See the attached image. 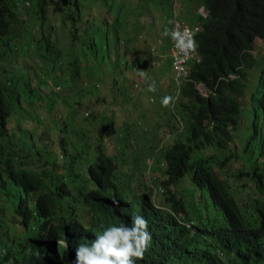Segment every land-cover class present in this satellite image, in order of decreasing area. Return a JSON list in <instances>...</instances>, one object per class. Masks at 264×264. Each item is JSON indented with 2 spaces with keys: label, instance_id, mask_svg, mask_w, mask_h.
<instances>
[{
  "label": "trees",
  "instance_id": "16d2710c",
  "mask_svg": "<svg viewBox=\"0 0 264 264\" xmlns=\"http://www.w3.org/2000/svg\"><path fill=\"white\" fill-rule=\"evenodd\" d=\"M9 1L11 0H0L1 34L10 33L9 20L17 19V9H12ZM32 1L33 9L43 27L48 20L49 0ZM71 1L64 0L65 8L58 4L57 10L67 9ZM199 1L208 10L207 18L202 20L203 31L197 39L201 61H193L190 73L193 81L182 84L176 111H167L170 116L177 114L183 126L182 131L170 116L164 125L167 133L177 134L175 142L166 148L164 154L167 179L161 186L165 191L157 194L165 197L167 208H159L161 213L157 212L153 200L154 191L149 189L140 192L138 181L133 183L134 189L125 186L127 175L120 165L124 160V152L119 150L123 144L119 147L114 144L111 149L106 146L107 142H113L106 139L115 133V122L105 121L99 126L94 121L98 125L97 134L94 136L89 130L83 136V148L87 153L86 166L75 169L69 183L63 180L59 184L63 192L59 199H41L38 202L39 214L44 219L48 218L46 233L42 234L45 228L40 229L37 223L29 224V232L24 233L25 238L12 241L11 236L2 238L8 227L0 226V264L4 263L5 255L8 264H67L71 252L63 245H56L52 235L65 232L59 213L63 205L70 206L67 210L68 223H75L78 217L80 225L90 224L102 232L113 225H130L133 215H147L151 222L149 231H154L149 252L161 246L165 235H170V241L168 247L157 252L153 260L142 264H175L178 260L187 258L193 259L195 264H202L201 253L202 257L206 253L204 250L195 251L198 233H193L192 228L180 225L177 221V216H189V213L184 198L173 191L171 185H177L184 176H188L195 185L202 188L201 195L210 197L223 214V221L219 223L216 218L210 231H219L215 238L225 260L211 250H206L215 263L264 264V173L261 172L247 186L251 191L247 193V198H241V202L237 197L238 192L214 169L215 163L219 164L223 159L235 156V153L231 151L225 158L199 154L211 146L225 149L240 132L241 120L244 118L240 96L246 89V69L259 67V60L255 55V37L259 36L264 41V0ZM64 15L71 19L72 10L68 9ZM195 17L193 21L199 20L201 16L198 14ZM231 74L236 77L230 78ZM197 82H203L209 89L207 96L196 88ZM172 84L175 86L174 76ZM168 95L173 97L172 90ZM164 96L167 95L158 92L154 97L160 101L158 108L161 110L165 109L161 103ZM17 100L18 93L7 96L0 89V135L7 132V118L13 112ZM253 105L254 127L246 141L245 152L252 147L254 152L257 151L253 140L258 136L256 127L259 112L264 114V65L259 70L257 90L252 96ZM247 112L250 113L251 109ZM261 144L263 145L256 156L248 160L252 171H264V166L260 164L264 161V158H260L264 155V142ZM14 150L0 142V186L7 180L20 193H26L33 187L44 185L43 178L28 170V167H15L12 164L9 153L14 155ZM40 155L43 156L42 153ZM223 163L224 161L220 163V167ZM157 168L160 169L159 164ZM157 168L154 167L151 173L155 174ZM48 174L54 182V173L48 170ZM126 189L128 195L132 196L129 200L125 196ZM0 193L8 197L15 196L1 187ZM14 211L22 219V223H28L29 218L24 208L15 207ZM4 215L6 214L0 212V224L9 223V219L2 217Z\"/></svg>",
  "mask_w": 264,
  "mask_h": 264
},
{
  "label": "rangeland",
  "instance_id": "374dc122",
  "mask_svg": "<svg viewBox=\"0 0 264 264\" xmlns=\"http://www.w3.org/2000/svg\"><path fill=\"white\" fill-rule=\"evenodd\" d=\"M14 1L17 0L10 1V7L12 9L17 7ZM24 1L25 0H18L19 21L13 27L14 36L9 41V45L2 46L3 42L0 40V51L5 53L0 60V75L2 78L6 79L10 77V74H13L14 80L18 81L19 89H24L23 81L27 73L32 70L31 79L26 83V88L31 90L33 86L38 83L34 87V92L39 93V98L32 99L28 92L23 93L21 107L17 109L9 119L8 129L14 140V152L15 155L18 156L17 161L21 160L23 157L22 160L24 162L22 166L28 167V170L36 174H40V170L43 169H52L54 166L51 163L52 159L50 154L56 152L52 154V158H54L64 153V147L60 143L62 138L68 141L67 148L69 150L80 148L85 151L83 148L85 147L83 143L85 138L83 136H85L89 130H91L93 132L92 134L95 136L97 134L98 125L101 126L105 121L109 123V121L114 118L117 131L115 134L108 136L110 138L106 140H113V142H107L106 146L111 149L114 144L115 146L118 145V147L123 144V147L119 148V150L124 152V160L123 162L121 161L122 164L120 163V165L123 172L127 175L125 186L134 189L133 183L138 181V184L141 186L140 192L152 189L155 193L154 198L156 204L161 208H167L168 204L166 203L165 197L160 195L157 196V194L161 192L156 193V189L162 185L166 176L163 174V170L152 174L151 167L155 166L153 156L155 155L156 158H161L160 156L164 154L165 146L169 143H173V140L168 139L165 142V146L163 145L165 138L167 139L166 135L170 133H167L164 128L170 116L167 112L170 107H165L164 110H161L158 108L160 104L158 99L154 101L149 100L152 97L154 98L155 95L148 90L147 86H149L152 80H155L157 92L167 93L168 91V94L171 92L174 84H172L173 72L169 66V54L167 49H164L166 51L159 50L157 42L158 40H162V43L166 42L163 33L165 29H170V22L175 14L183 21L192 20L197 14V8L199 13V8L201 7L199 0H110L113 14L109 15L102 0H95V2H93L94 0H88L93 3L90 5H83V26H88L91 22H95L98 25L103 23L112 25L116 21V18H118L123 25L127 16H130L127 19L125 28L132 37L131 39L127 40V38H125V29H123L122 25H118V32L120 35L117 44L114 27L110 29V33L107 31L108 28L106 27L104 30L106 34H104V36L101 35L102 32L100 29L98 32L93 30L91 34L87 36L89 38L88 49L90 50L85 49V53L91 56L99 54L101 57L103 54L106 55L105 49L107 46L114 51L110 52V57L113 55L112 58L107 57L106 66H100L99 71L94 68L92 72L88 74V68L83 69V71H87L88 74L86 76L84 75L85 78L89 80L97 79L102 86H105L108 90L106 88L95 90L90 86H85L83 79L77 80L76 85L72 87L67 76L53 78L52 71L54 68L58 69L66 66L65 57H62L60 60L61 62L56 64L49 58L38 55L35 51H28L26 53L20 51V45L23 41L26 40L23 44L25 48H29L33 44V41L27 38L28 35L31 36L34 32L32 25L35 26L37 31V34L33 35V37L37 39L40 38L41 36L39 34L40 31H42V34L51 40L55 53L64 55L69 52V54L73 56V50L77 48V41L73 43L74 47H71L70 41L66 37L69 36L68 27L70 20L64 19L66 10L58 11L56 9V6L60 3L59 0H53L50 3L48 20L44 23L43 27L40 26V18L33 9V1L27 0L25 6L23 5ZM157 5H159L160 8L156 7ZM94 39L96 46L90 47V42L91 40L94 41ZM39 42L40 49L37 50L40 53H46L42 37ZM255 45V54L259 60V67L246 69V89L245 93L240 96L244 116L241 122L242 124H240V132L225 149L211 146L199 153L204 156L216 155L218 158H225L227 154L230 155L231 151L234 152L235 156L229 158L226 162L229 167L225 172L227 180L233 185L243 182V174L246 177L252 175V178H257L261 172H264L263 170L259 171V169L252 171L248 165L249 158L256 156V153L263 145L261 143L264 142V114L261 112H259V117L257 118L256 129L258 131V136L253 140L254 145H257V151L254 152L253 147L249 148L246 152L244 151L246 141L252 133V127H254L252 120L254 110V105L252 106V96L257 90L259 70L264 65V41L257 38L255 40ZM147 47L151 53L148 55L146 52L140 56L139 54L145 52ZM163 48H166V46H163ZM117 49H119L121 55L116 54ZM138 51H140V53L135 55ZM124 54H126L129 60V65L123 69H119L118 73L111 71L110 69L117 70L119 65L123 64V61L126 60ZM166 54L168 55L166 56ZM83 57L86 56L83 55ZM136 58H138V60H143L145 62V67L139 65ZM133 63H137L135 68L132 66ZM141 71L145 73L143 77L139 75ZM39 82L43 83L44 89ZM55 85H60L62 89L58 92H54L53 88ZM139 89V95L135 94ZM131 91L132 96L127 97L126 95L128 92L131 93ZM45 93L49 97L58 96L59 98L54 97L53 99V108H56L55 120L47 121L42 126V122L39 120V112L35 111L31 115V119L30 113L35 109L42 112L47 108L49 102L46 101L47 96ZM124 106L129 109V112L125 111ZM145 109H149L147 112L148 117L147 119L139 121L138 118L140 117V113ZM249 109H251L250 113L247 112ZM86 112H90L91 115L86 116ZM44 113L48 119L54 117V111L51 109H46ZM100 113H103L105 119L100 117ZM61 116L62 119L59 120ZM170 117L176 121L180 131H182L183 126L177 114ZM29 119L33 127L30 126ZM58 120L59 123L67 125V127L61 129L60 124L57 123ZM94 121H97L98 125ZM145 129L149 131H145ZM153 134L161 135L163 138L160 141H149V136ZM160 144H162V148L156 152V147ZM40 153H42L43 156H41ZM68 158L69 156H65V158L60 160L56 158V162L59 165L57 169L62 170ZM260 158L263 160L262 158H264V155ZM86 159L87 156H82L81 160L77 159V165L82 168L85 167ZM46 160H49L50 163H45ZM260 164L264 166V161H261ZM119 174H122V171H119ZM220 175L224 176L221 173ZM171 186L173 191L179 193V190H177L174 185ZM180 188L185 201L189 205L195 203L193 206V213L196 221L200 224L199 220L203 215L205 221L209 222L208 227H211V224L215 223V217L218 211L214 208L210 197L206 196V194L202 196V188L195 185L188 176H184L181 179ZM235 191H237V189ZM125 192V196L131 199L132 196L128 195L127 189ZM254 192L259 195L258 192ZM21 195H25V193H19L17 197H13V200H17ZM240 195L241 194L238 192L237 197L239 198ZM13 215L16 214L9 212L2 217L11 220L14 224H19L18 220L13 219ZM203 245L208 246V241L204 240Z\"/></svg>",
  "mask_w": 264,
  "mask_h": 264
},
{
  "label": "clouds",
  "instance_id": "9594fccd",
  "mask_svg": "<svg viewBox=\"0 0 264 264\" xmlns=\"http://www.w3.org/2000/svg\"><path fill=\"white\" fill-rule=\"evenodd\" d=\"M59 1H60L59 4H61V7H64V2H63L64 0H59ZM102 1L107 8L108 15L113 14L111 11L110 0H102ZM139 1H142V0H139ZM51 2L49 0V4H48L49 7H50ZM93 2H95V0ZM93 2L88 1V0H72L71 3H68L70 7H68L67 9H60V11L66 10V12L68 9L72 10V15H70L72 18L71 19L67 18L66 15H64V19L70 20L69 21L70 24L68 27L69 36H66V37L69 39L71 47H74L73 43L77 41V48H74L73 56H71L69 52L64 55L55 53L54 46L51 40H49L46 36H44L42 34V31H40L39 35L44 40V45H45L44 47H45L46 53H40L37 49H40L39 40L41 39V37L38 39L33 37V35L37 34L36 28L33 25L32 27L34 28V32L31 36L28 35L27 37L30 41H33V44L29 48H25L23 47V44L26 42V40L23 41L20 45V51L23 53H26L28 51H35L38 55L45 56L49 58L53 63H56V64L61 62L60 60L62 57H65L66 66L64 68H58V69L54 68V70L52 71L53 78H58L60 76H67L72 87L76 85L77 80L83 79L85 86H90L92 89H95V90H101L106 87L102 86V84L97 79L89 80L85 78L84 75L86 76L89 74V72L91 73L94 68L97 71H99L100 66H106V58L107 57L112 58L113 55L110 57V52H114V51L111 50L109 46H107V48L105 49L106 55L103 54L101 57L99 54H95L91 56L85 53L84 50L88 49V39L89 38L87 36L90 35L93 30L98 32L99 29L102 32L101 35L104 36V34H106L104 32L106 27L108 28L107 31H109V33H110V29L114 27L115 35H116L115 39H116V44H117L118 38L120 35V33L118 32L119 30L118 25H122V24L118 20V18L115 17L116 21L112 25H108L104 23L101 25H98L95 22H91L88 26H83V23H82V16H83V11H84L83 5L84 4L90 5ZM14 4L17 5V7L15 8L17 9V19L9 20V23L11 26L10 33L8 34L0 33V40H2L3 42L2 46H5L7 44L9 45V41L14 36L13 27L19 21L18 0L14 1ZM26 4L27 2H24L23 5L25 6ZM199 4L201 5V7L199 8V13H198V8H197V14H196V15L200 14L201 16L199 20L193 21L196 18L194 17L190 21H183L175 14L172 17V21L170 22L171 23L170 29H165L163 33L164 35L163 37L165 38L166 42L162 43V40H158V42L156 41L159 46V50L166 51L164 49H167L169 55L166 54V56L168 55L170 58V61H171L170 69L172 70L173 76H174L175 86L173 89H171L173 92V97L171 95H168V91H167V93H164L167 96H164L161 99L162 105L164 107H170L169 110H173V111L176 110V103L177 101L180 100L179 92H180V88L182 84L186 81H193V79H191L190 77L193 61L194 60L198 62L201 61L197 39H198L200 32L203 31L204 26L202 25L203 24L202 20L207 18L208 10L200 1H199ZM156 7L160 8L159 5H157ZM129 17L130 16H127V19ZM127 19L126 21H124L122 26H123V29H125L124 36L128 40V39H131L132 37L129 35V33L127 32V29L125 28L127 24ZM40 26L42 27L41 21H40ZM257 38L262 40L259 36L255 37V40ZM95 46H96L95 39L94 41L91 40L90 47H95ZM163 46H166V48H163ZM146 52L148 55L151 53L148 47L145 52L139 55L142 56ZM138 53H140V51H138L135 55H137ZM116 54L121 55V52L119 51V49H117ZM4 55L5 53L0 51V60L3 58ZM83 55L86 57H83ZM124 55L126 57V60L123 61V64L119 65L117 70H112L109 68L111 71L118 73L119 69H123L129 65V60L127 59L126 54ZM136 61L139 62V65L144 66L145 64L143 60H138V58H136ZM136 64L137 63H133L132 66L135 68ZM85 68H88L87 70L88 74H87V71H83V69ZM31 75H32V70L31 72L27 73V76L25 77L23 81L24 89H19L18 81L14 80L13 74H10V77L6 79H3L2 76L0 75V89H2L7 96H10L13 93H18V100L15 102V105H14L15 107L13 109V112L7 118V125H6L7 132L4 135H0V142L4 144L5 146L12 148V149H14V140L8 129L10 117L17 109L21 107L23 93L28 92L32 99L39 98V93L34 92V89H35L34 87L38 83H36L31 90H28L26 88V83L29 81V79H31ZM139 75L143 77L145 73L141 71ZM229 77L235 78L236 76L231 74ZM114 79H115V76H114ZM245 83H246V80H245ZM40 84H42L43 86V83H40ZM195 85L198 90L200 86L199 92L201 91L200 93L202 95L204 96L208 95L209 89L206 87V85L203 82H197ZM147 88L150 92H155L156 91V81L152 80V82L149 84V86H147ZM43 89H44V86H43ZM61 89L62 87L60 85H55V87L53 88V91L58 92ZM140 89L136 91L135 94L139 95ZM157 93L158 92H156V94ZM46 96H47L46 101L49 102V104L47 105V108H45V110L51 109L52 111H54V115H53L54 117L51 119H48V117L44 113L45 110L41 112L35 109L32 113H30V119H31V115L35 111L39 112V120L42 122V126L47 121L55 120L56 108H53V104H54L53 99L54 97H58V96L49 97L47 94ZM126 96L131 97L132 91L131 93L128 92ZM149 100L154 101L155 98L152 97ZM151 103H154V102H151ZM125 111L129 112V109L125 107ZM148 111L149 109H145L144 111L140 113V117L138 118L139 121H141L142 119H147ZM85 115L90 116L91 113L86 112ZM62 116L60 117L59 120L62 119ZM100 117L105 119V116L103 115V113H100ZM30 119H29V124L30 126H32ZM59 120L57 121V123L60 124L61 129H64V127H67V125H64V124L62 125L61 123H59ZM113 121L115 122L114 118H113ZM36 129H40V128H36ZM116 131L117 129L115 126V133ZM176 135H177L176 133H171V132L167 134L166 135L167 139L165 138L166 136L164 137L165 141L163 145L165 146V142L168 139L173 140V143H174L176 139L175 137ZM162 138L163 137L161 135L154 136L153 134L149 136V141L150 140L160 141ZM60 143L64 147V153L62 154L60 152L61 155L59 157H54V158H52V154L56 152L50 154V157L52 159L51 163L53 164L54 167L52 169L40 170V174H36L33 172L34 174L39 175L43 178L44 185L31 188L28 192L25 193V195L21 196L20 198H17V200H13V197H17V195L20 192L16 190L14 187H12V185L7 180L3 182L2 185L0 186L2 189L9 191L15 195V196L8 197L6 194L0 193V212H2V214H8L9 212H13L16 214V215H13V219L19 221V224H14L11 222V220H9V223L7 224L1 223L0 226L3 225L4 227H8V231L3 235L2 238L11 236L12 241L18 240V239L22 240L25 238L24 233L29 232L28 225L34 224V223H37L40 229L45 228V230L42 231V234L46 233V228H48V218L44 219L43 216L39 214V211H40L39 206H38L39 200L42 199L44 201H48V200L59 199L63 194L62 189L59 184L63 180H67V182L69 183L71 180L73 171L77 168H82L77 165L76 163L77 159L81 160L82 156H87V153L83 149L81 150L80 148H74V150H69L67 148L68 141L65 138H62ZM173 143H169L165 146L164 154H165L166 148L172 145ZM161 148H162V144L158 145L156 147V152L161 150ZM9 154L11 155L12 164L15 167H22V163L24 162L22 160L23 157L21 158V160L17 161L18 156L15 155V152H14V155L11 153ZM164 154H161L160 156L161 158L159 157L156 158L155 155L153 156V161H155L154 162L155 166L151 167V171L154 167L157 168V165L159 164L160 169L157 168L156 172L163 170V174H165V170L167 169V163L165 161ZM65 156H69V158L66 161V164L63 166V169L62 170L57 169L59 165L56 162V158H59L60 160L62 158H65ZM229 158H225L222 160L224 161L222 167H220V163L222 161H220L219 164L218 163L214 164L215 172L221 178L226 179V180H227V177H226L225 172H223V169L227 170V168L229 167L228 164L226 163ZM47 163H50V161H48ZM48 170H51L54 173L55 175L54 182L50 180ZM220 173L223 174L224 176L220 175ZM165 176L167 179L166 174ZM255 179H256L255 177L252 178V175H248L246 177L243 174L242 183H247L245 186L240 185V182L233 185V184H230L228 180L227 181L229 182L230 187L234 191L237 189V192L241 194L239 196V200L242 202L241 198H247L248 197L247 193L251 191L247 188V186ZM174 186L176 187L177 190H179L180 195L184 198L182 194V190L180 188V182ZM157 192L163 193L164 188L161 186L158 187L156 189V193ZM127 199L129 200L128 197ZM153 200H154L155 209L157 210V212L161 213L160 212L161 210L159 209L161 207H159L156 204L154 195H153ZM184 202L187 204L189 216H186V214H181L180 216H177L178 218L177 221L180 225H186L192 228L193 233H198L197 242L195 246V248L197 249H195V251L200 252L201 250H204L206 253V255H204L203 257L201 253L202 264H216L213 258L211 257V255L206 252L207 249L211 250L212 253L217 254L221 259L225 260V256L223 255L220 248L218 247V244L215 238V236L219 233V231H210V227H208L209 222L205 221V217L203 215L201 216L199 220L200 221V224H199L194 218V213H193V206L195 205V203H193V205H189L185 201V199H184ZM211 202L214 208L218 211L215 217V223H216V218H218L219 223H221L223 221V214H221L222 213L221 209L215 206L212 199H211ZM15 207L24 208L26 216L29 218L27 224L22 223V219L19 216H17V213L14 211ZM69 208L70 206L63 205L62 210L59 211V213L61 214L60 215L61 221L63 223V226L65 227V232L52 234L54 243L56 245H63L71 252V255L69 257L67 264H137V261L139 260H141L140 264H142L143 262L149 263L151 260L154 259L155 254L157 252H159L162 249L167 248L169 245L170 235H165L161 246H159L154 251L149 252L153 244L154 231L152 232L149 231V225H151V222L149 218L147 217V215L144 217L141 215H133L130 225L128 224H120L119 226L113 225V226L105 228L104 231L102 232V231L95 229L90 224L80 225L78 221V217H76L75 223H68L67 222V219H68L67 210ZM169 211L174 214V212H172L170 209ZM204 240L208 241L209 243L208 246L203 245ZM3 264H8L6 261V255H5ZM175 264H195V263L193 259L187 258L185 260H178Z\"/></svg>",
  "mask_w": 264,
  "mask_h": 264
}]
</instances>
